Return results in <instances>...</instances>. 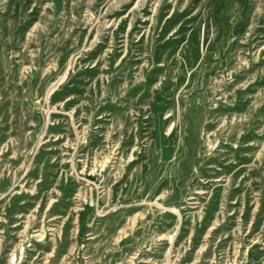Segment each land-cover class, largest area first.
I'll return each instance as SVG.
<instances>
[{
  "label": "rangeland",
  "instance_id": "rangeland-1",
  "mask_svg": "<svg viewBox=\"0 0 264 264\" xmlns=\"http://www.w3.org/2000/svg\"><path fill=\"white\" fill-rule=\"evenodd\" d=\"M0 264H264V0H0Z\"/></svg>",
  "mask_w": 264,
  "mask_h": 264
}]
</instances>
